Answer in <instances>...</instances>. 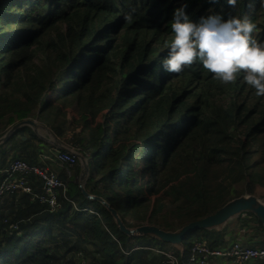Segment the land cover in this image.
Wrapping results in <instances>:
<instances>
[{"label": "trees", "instance_id": "16d2710c", "mask_svg": "<svg viewBox=\"0 0 264 264\" xmlns=\"http://www.w3.org/2000/svg\"><path fill=\"white\" fill-rule=\"evenodd\" d=\"M182 4L193 21L246 16L264 41V0H238L235 7L226 0H0V137L9 123L30 117L45 118L63 136L62 113L75 106L85 119L74 143L88 158L85 187L130 227L136 225L127 215L135 206L137 213L171 207L155 221L168 230L214 213L235 198L222 177L243 183L240 195L264 188V95L242 76L222 84L197 62L178 73L160 65L173 11ZM252 144L261 164L250 162ZM43 145L31 127L18 129L0 145V170L14 158L38 163ZM30 183L42 189L35 176ZM68 185L54 212L23 191L0 196V264L168 262L171 244L123 234L101 203L85 198L78 184ZM234 220L233 238H224L230 222L197 230L184 240L185 253L174 249V255L184 259L194 235L210 248L235 242L264 248V227L253 213ZM248 228L255 231L251 238Z\"/></svg>", "mask_w": 264, "mask_h": 264}, {"label": "clouds", "instance_id": "9594fccd", "mask_svg": "<svg viewBox=\"0 0 264 264\" xmlns=\"http://www.w3.org/2000/svg\"><path fill=\"white\" fill-rule=\"evenodd\" d=\"M238 0H226L235 7ZM186 4L173 11L172 37L160 65L166 72H180L193 62L214 75L222 84L242 76L257 96L264 95V41L253 33L257 26L248 17L220 14L190 19ZM196 237V236H194Z\"/></svg>", "mask_w": 264, "mask_h": 264}, {"label": "built area", "instance_id": "2783aa9c", "mask_svg": "<svg viewBox=\"0 0 264 264\" xmlns=\"http://www.w3.org/2000/svg\"><path fill=\"white\" fill-rule=\"evenodd\" d=\"M31 118V117H30ZM38 154V163H30L22 158L12 159L0 174L5 175L0 182V196L23 191L31 195V199H37L46 204L49 211H56L61 207L59 196L67 191V183L61 178L59 172L54 170V165H59L62 170H66L70 178V169L74 168L79 157L75 152L63 150L53 144H48ZM69 146V145H68ZM76 152H80L75 145L69 146ZM35 176L42 182V189L36 191L32 188L30 177ZM76 207L74 201L70 200ZM91 213H96L95 209L89 208ZM6 221V220H5ZM170 259L166 264H264V248L242 245L235 242L225 248H210L205 241L193 237L189 254L183 259L174 255L171 249ZM183 255V254H182Z\"/></svg>", "mask_w": 264, "mask_h": 264}, {"label": "water", "instance_id": "95a60500", "mask_svg": "<svg viewBox=\"0 0 264 264\" xmlns=\"http://www.w3.org/2000/svg\"><path fill=\"white\" fill-rule=\"evenodd\" d=\"M37 122V120L35 121L32 118H27L15 123L4 135L0 137V145L5 143L10 138V136L14 134V132L24 126L31 127L35 134L39 135L41 130L40 127L43 126ZM47 133L49 138L43 136L44 140L49 141L50 144H53L63 150L75 152L79 158H82L83 153L81 154V152H76L68 145L60 142L59 138H57L51 131L47 130ZM84 167L89 171L88 160L84 164ZM86 178L84 180H86ZM79 188L85 198L101 203L111 213L114 223L123 234L131 237L149 235L155 239H158L160 242L171 244L174 249L180 251L182 254L185 253L184 240L192 233L197 230L204 229H222L228 224L230 220L236 219L244 212L253 213L264 227V200L255 194H242L238 197L232 198L219 207V209L214 213L201 219L191 221L188 224L177 228L176 230H168L152 223L130 227L124 222L118 210L113 207L104 197L90 193L86 189L84 183L79 182Z\"/></svg>", "mask_w": 264, "mask_h": 264}, {"label": "rangeland", "instance_id": "374dc122", "mask_svg": "<svg viewBox=\"0 0 264 264\" xmlns=\"http://www.w3.org/2000/svg\"><path fill=\"white\" fill-rule=\"evenodd\" d=\"M219 97L222 98L223 101L229 102V97H227V96H219ZM65 108H63V109H65ZM103 112H106V110L103 111ZM62 115H64L67 118V119H65L67 125L65 127L64 135L63 136H60V137H57L53 133V131L51 129V126H50V123L48 121L44 120L45 118L43 119V117H42V119H40V117H31L33 120H35V121L37 120L38 121L37 122L38 124H40V125L43 126V127H40V129H41L40 130V134L39 135L37 134V136L40 138V140H42V142L44 144L43 146H46V148H48L47 145L50 144L49 141L43 139V136L49 138L48 133H47V130L51 131L57 138H59L60 142H62L65 145H69V146H72V144H74L76 142V140L78 139V135L83 133L85 119L82 118V116L77 113L75 106L74 107L73 106L67 107L66 108V114L62 113ZM5 120H6V122H8V119L7 118ZM97 121H99V120L97 119ZM14 124L15 123H13V124H10L9 123V127L5 131V133ZM236 135H237V137L235 136V140H237V139L243 140V136L240 137L238 134H236ZM253 148L256 149V151H255V160L252 157V159H251L250 162L251 163H254L256 161V162H259L261 164L263 162V160L261 161L262 158H261V156L259 154V152H260L259 149H257L258 148L257 145L252 144L251 151H253ZM80 152H81V154L83 153L82 151H80ZM83 154H82V158L83 157H85V158H83V159L82 158H79L76 166L74 168L70 169V172H71V175H72L70 178H68V176L66 174V170H64L65 171V174H63V176L66 175V177L64 178V180L67 183V187L69 186L68 185L69 183L78 184V186H79V182L80 183H84L85 186H86L87 180L89 178L90 168H89V171H88L84 167V164L86 163V161L88 159H87V155L86 154L83 155ZM262 168H264V166ZM86 176H87V178H86ZM85 178H86V180H84ZM219 182H220V184L222 186H225L227 189H230L231 190L230 191L231 192V197H236V196L240 195L242 193L243 189H244L243 188V183L238 182V183L232 184L229 181H225L224 177H222L221 179H219ZM254 192H255V194L257 196H259L260 198H262L264 200V188L263 187L256 186L255 189H254ZM115 200H116L117 206L120 209H124L122 207V205H121L120 200L117 197L115 198ZM217 201L219 202V200H217ZM166 208H171V207H164L162 209H164V211H165ZM137 209H138V207L135 206L134 210L130 211L129 212V215H127V219L131 223H133L134 225H141V224H148V223H152V224L153 223L154 224L161 223V220H162L161 219V216L164 214V211L161 213L160 212V210H161L160 207H158V206H153V207H149V208H147V207H140L139 208V213H137ZM156 220H158V223L155 222ZM231 221H229V222H231ZM231 230H232V228L229 227V229L227 231L228 233H226V231H224L225 232L224 238H227V239L233 238L234 232L231 231ZM235 234H237V233H235ZM254 234H255L254 229H250V228L247 229V235H249L248 236L249 238H251ZM194 236H196V235H194ZM159 246H163V245H159ZM90 248H92V247H90ZM223 264H228V263L227 262H224Z\"/></svg>", "mask_w": 264, "mask_h": 264}, {"label": "crops", "instance_id": "0c3cea01", "mask_svg": "<svg viewBox=\"0 0 264 264\" xmlns=\"http://www.w3.org/2000/svg\"><path fill=\"white\" fill-rule=\"evenodd\" d=\"M55 166V168H56V170H57V172H59V169H60V167H59V165H54ZM60 174V173H59ZM63 174V173H62ZM62 174H61V178H62ZM62 179H64V178H62ZM231 221V220H230ZM229 227H231L233 230H231V231H233L234 232V236H236V232H235V229H237L238 228V223H237V221H231L229 224ZM237 231V230H236ZM239 231H241V230H239ZM242 232V231H241ZM226 233H228L227 231H226ZM220 264H222V261L220 262Z\"/></svg>", "mask_w": 264, "mask_h": 264}]
</instances>
